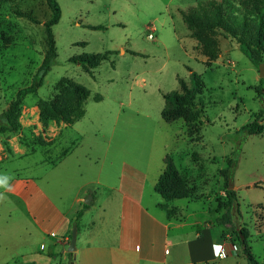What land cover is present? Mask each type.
<instances>
[{
    "label": "rangeland",
    "instance_id": "1",
    "mask_svg": "<svg viewBox=\"0 0 264 264\" xmlns=\"http://www.w3.org/2000/svg\"><path fill=\"white\" fill-rule=\"evenodd\" d=\"M202 1L59 0L62 16L54 27L58 57L38 93L26 97L20 130L0 135V171L11 176L44 175L48 169L44 161L57 163L67 150H74L70 162L59 165L55 175L67 177L68 163L73 161L78 171L75 177L84 178L88 175L84 164L95 167L103 162V152L93 153L94 143L103 148L114 126L113 141L119 137L127 141L123 129L130 122L131 142L142 144L150 154L147 173L151 182L160 176L164 159L171 154L195 188L190 198L195 204L187 213H194L190 218L199 221L196 232L187 225L174 234L197 238L204 226H211L229 242L231 250L225 258L216 254V261L208 264H248L235 233L236 228H246L253 254L264 262V132L248 135L243 130L259 112H263L264 125V78L260 76L264 61L254 64L233 39L220 32L215 36L218 58L208 67L207 59L195 50L198 42L183 19L184 12ZM50 17L46 0H0V114L19 89L31 84L40 67L47 49L45 22ZM152 31L154 39L149 37ZM107 51L113 52L111 57L91 71L72 61ZM191 71L204 82L196 99L204 111L202 124L193 129L181 119L169 123L162 117L164 95L180 90L179 79L192 86ZM62 78L90 90L86 114L73 126L55 121L45 126L38 99L54 100L55 86ZM97 94L101 101L95 100ZM230 158L236 160L233 187L239 215L233 226H224L217 221L224 212L219 203L226 199L221 170ZM121 165V160L109 159L105 171L109 168V177H117ZM56 190L58 200L68 204L73 198L71 185L63 193ZM81 196L84 198V193ZM170 211V217H179L178 209ZM210 235L212 232L203 237ZM57 264L69 261L58 257Z\"/></svg>",
    "mask_w": 264,
    "mask_h": 264
},
{
    "label": "crops",
    "instance_id": "2",
    "mask_svg": "<svg viewBox=\"0 0 264 264\" xmlns=\"http://www.w3.org/2000/svg\"><path fill=\"white\" fill-rule=\"evenodd\" d=\"M128 123L123 129L127 141L121 137L113 141L114 126L103 148L94 143L93 153L103 152V162L96 168L84 164L88 172L84 178L75 177L73 161L68 163L67 177L55 175L59 165L70 162L74 150H67L57 163L44 161L48 164L44 175L11 176L0 171V178H8V187H0V264H57L58 257L72 264H208L216 261L221 247L229 254V242L211 226H204L197 238L174 234L187 225L194 230L199 223L197 217L190 218L194 213H187L195 202L186 198L167 203L168 209L179 210L178 218L160 206L165 201L155 190L159 177L153 182L148 177L150 154L142 144L131 142ZM109 159L122 161L117 177H109V168L105 171ZM70 185L74 193L67 204L55 195L56 189L69 191ZM89 195L94 202L80 219L70 260L73 222ZM210 232V237H203Z\"/></svg>",
    "mask_w": 264,
    "mask_h": 264
},
{
    "label": "trees",
    "instance_id": "3",
    "mask_svg": "<svg viewBox=\"0 0 264 264\" xmlns=\"http://www.w3.org/2000/svg\"><path fill=\"white\" fill-rule=\"evenodd\" d=\"M46 3L51 11V17L45 22L47 49L43 61L31 84L19 89L15 99L0 114V135L17 133L20 130V117L26 97L38 93V89L44 83L46 75L58 57L54 27L61 20L62 10L59 0H46ZM22 16L38 23L36 19L29 15L24 14ZM183 19L191 30L192 37L198 42L195 50L207 59L205 64L208 67H211L212 63L218 58L219 43L215 36L220 32L233 39L254 64L259 65L264 61V0H205L199 2L196 7L191 8L188 12H184ZM81 44L85 45L86 43ZM112 54L111 51L85 54L72 58V61L82 65L86 71H91L98 67L101 62L108 60ZM191 79L192 86H189L183 79H179L180 90L164 95L166 105L162 111V117L169 123L181 119L190 129H193L197 123L202 124L201 119L204 111L197 106L196 99L204 90V82L201 75L193 71H191ZM55 90L57 94L54 100L38 99L37 105L41 112L43 124L47 126L50 121H55L57 124L64 122L72 125L81 120L86 114L84 105L90 96V90L81 83L69 78L60 79L55 86ZM94 98L96 101L102 100V96L99 94ZM262 120L263 112L253 114V119L243 127V130L248 135H262L264 132ZM40 144L45 145L47 143L41 141ZM164 164L165 167L156 182L155 190L165 201L160 206L167 209L169 214L171 211L168 209L167 203L193 197L195 188L181 174L171 154L166 155ZM235 165L236 160L230 158L226 167L221 170L226 189V199L219 203V208H224V212L217 221L224 226H233L234 218H238L239 215L238 197L233 187ZM91 206L92 202L82 204L76 213L73 229L79 228L80 219ZM235 233L248 264H264L255 257L252 248L248 244L247 229L236 228ZM72 255L73 252H70V260Z\"/></svg>",
    "mask_w": 264,
    "mask_h": 264
},
{
    "label": "water",
    "instance_id": "4",
    "mask_svg": "<svg viewBox=\"0 0 264 264\" xmlns=\"http://www.w3.org/2000/svg\"><path fill=\"white\" fill-rule=\"evenodd\" d=\"M260 76L262 78H264V64H262L260 66ZM91 198H88L85 200V204H90L91 202ZM76 241H77V229H73L72 230V235H71V243H70V246H69V251L70 252H74L76 250Z\"/></svg>",
    "mask_w": 264,
    "mask_h": 264
},
{
    "label": "built area",
    "instance_id": "5",
    "mask_svg": "<svg viewBox=\"0 0 264 264\" xmlns=\"http://www.w3.org/2000/svg\"><path fill=\"white\" fill-rule=\"evenodd\" d=\"M149 37L151 39H154L155 38V36L153 34V31L149 34ZM216 254L220 258H224V257H226L228 255L227 251L224 250L222 247L216 251Z\"/></svg>",
    "mask_w": 264,
    "mask_h": 264
},
{
    "label": "clouds",
    "instance_id": "6",
    "mask_svg": "<svg viewBox=\"0 0 264 264\" xmlns=\"http://www.w3.org/2000/svg\"><path fill=\"white\" fill-rule=\"evenodd\" d=\"M7 181H8L7 177L0 178V187L7 188L8 187Z\"/></svg>",
    "mask_w": 264,
    "mask_h": 264
}]
</instances>
